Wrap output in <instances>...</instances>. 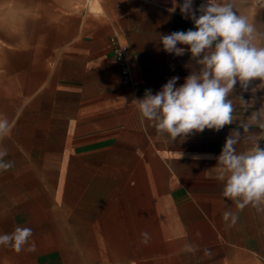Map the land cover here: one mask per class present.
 I'll return each instance as SVG.
<instances>
[{
	"label": "crops",
	"instance_id": "crops-1",
	"mask_svg": "<svg viewBox=\"0 0 264 264\" xmlns=\"http://www.w3.org/2000/svg\"><path fill=\"white\" fill-rule=\"evenodd\" d=\"M171 7L172 0H54L35 7L33 37L0 47V116L14 124L0 140L14 162L0 171V234L27 227L35 242L34 251L0 246V264H264V202L238 209L216 179V157L238 122L170 143L132 104L174 76L182 85L195 70L190 52L176 57L159 43L194 28ZM113 37L127 47L130 83ZM260 92L237 83L234 114L258 110ZM253 95L245 112L235 96ZM225 211L238 217L234 226Z\"/></svg>",
	"mask_w": 264,
	"mask_h": 264
},
{
	"label": "clouds",
	"instance_id": "clouds-1",
	"mask_svg": "<svg viewBox=\"0 0 264 264\" xmlns=\"http://www.w3.org/2000/svg\"><path fill=\"white\" fill-rule=\"evenodd\" d=\"M237 4L238 0H202L199 6H194V0H183L182 4L172 0L168 11L175 13L179 8L181 16L191 20L194 28L160 35L159 43L163 51L176 57L190 52L195 70L185 77L182 85L176 86L179 77L174 76L158 92L153 94L148 89L142 99H133L132 104L138 108L141 123L149 122L157 135L170 143L177 137L184 140L205 129L219 132L224 126L238 122L216 157L215 171L216 179L224 184L222 196L243 209L264 202V148L258 144L264 140V104L242 119L234 114L236 105L229 97L233 96L237 83L242 92L255 94L264 89V30L247 16L238 14ZM255 79L260 83L250 89L249 83ZM235 97L245 112L255 103L254 95L248 102L242 96ZM252 126L261 132L252 133ZM13 127L6 116H0V140ZM241 142L250 143L251 147L237 151L236 145ZM7 156V148L0 145V171L14 166V162L5 160ZM223 219L232 227L238 217L225 211ZM32 236V229L16 227L11 233L0 234V246L16 252L27 246L28 251H34ZM141 237L142 243H148V233H141ZM205 255L210 257L211 252L206 250Z\"/></svg>",
	"mask_w": 264,
	"mask_h": 264
},
{
	"label": "rangeland",
	"instance_id": "rangeland-1",
	"mask_svg": "<svg viewBox=\"0 0 264 264\" xmlns=\"http://www.w3.org/2000/svg\"><path fill=\"white\" fill-rule=\"evenodd\" d=\"M54 0H0V47L15 42L25 34L34 35V9L38 5H49ZM238 14L247 16L249 21L264 30V0H238ZM260 83L255 79L253 86ZM264 98V89L260 90Z\"/></svg>",
	"mask_w": 264,
	"mask_h": 264
},
{
	"label": "built area",
	"instance_id": "built-area-1",
	"mask_svg": "<svg viewBox=\"0 0 264 264\" xmlns=\"http://www.w3.org/2000/svg\"><path fill=\"white\" fill-rule=\"evenodd\" d=\"M111 43L113 46L114 55L121 64L123 82L130 83L131 82L130 65L126 56L127 47L117 37L111 38Z\"/></svg>",
	"mask_w": 264,
	"mask_h": 264
}]
</instances>
